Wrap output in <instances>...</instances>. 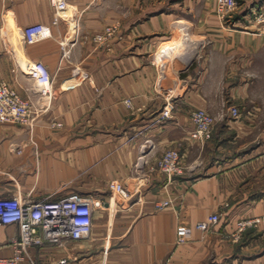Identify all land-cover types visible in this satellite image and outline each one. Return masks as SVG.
Listing matches in <instances>:
<instances>
[{
    "label": "crops",
    "instance_id": "0c3cea01",
    "mask_svg": "<svg viewBox=\"0 0 264 264\" xmlns=\"http://www.w3.org/2000/svg\"><path fill=\"white\" fill-rule=\"evenodd\" d=\"M67 5L59 17L50 0H0V83L8 81L41 111L35 133L46 192L34 195H50L70 184L69 193L94 194L104 202L95 211L91 237L54 249V260L264 264V253L242 256L257 239L237 241L231 235L237 220L264 218V195L238 194L241 184L264 193L263 137L238 156L210 164L209 174L195 180L188 175L170 180L158 165L169 148L188 157L200 146L190 137L193 110L217 113L224 105L219 96L244 99L258 93L249 71L264 60V20L250 19L255 8L247 5L236 21L244 29H234L224 26L211 0H67ZM32 24L49 26L51 36L26 43L24 30ZM110 26L118 33L109 42L94 41ZM162 49L168 51L170 66L158 89L155 61ZM37 61L51 71L52 98L42 96L24 71ZM217 101L218 109L213 106ZM164 107L172 108L171 117L159 122ZM256 122L247 116L226 124L240 136ZM17 130L0 123V174L23 170L24 158L14 149L25 132ZM147 138L154 145L143 152ZM113 181L125 183L135 196L114 204L106 196L112 194ZM9 191L14 190L0 186V194ZM164 201L170 205L157 209ZM218 212L222 221L211 231L194 229ZM180 226L193 228L182 244ZM260 230L264 234V224Z\"/></svg>",
    "mask_w": 264,
    "mask_h": 264
},
{
    "label": "built area",
    "instance_id": "2783aa9c",
    "mask_svg": "<svg viewBox=\"0 0 264 264\" xmlns=\"http://www.w3.org/2000/svg\"><path fill=\"white\" fill-rule=\"evenodd\" d=\"M220 12L232 16L240 9L239 0H215ZM59 17L67 8V0H50ZM59 17L55 22H58ZM259 21L264 20L260 14ZM116 26H110L102 34L95 36L99 43L109 42L118 32ZM51 36L50 27L45 24H32L25 28L24 38L28 44H34ZM25 73L36 83L39 92L44 97L53 96V78L49 68L41 61L26 64ZM128 107H133L127 101ZM171 108L166 107L162 120L170 117ZM41 111L35 108L32 101L23 97L8 81L0 83V123L23 127H35ZM240 115L239 109L232 113ZM191 119L195 128L191 136L195 140H207L213 130L214 119L205 110H194ZM154 145L151 138L142 144L143 152ZM17 148H15L16 150ZM20 153L22 150L19 151ZM159 169L168 177L175 179L183 174V157L178 149L165 152L159 159ZM110 189L114 197L129 201L134 193L123 182L113 181ZM94 194L70 192L36 196L33 192L19 190L0 194V264H70L68 258L54 260V249L64 248L75 241L86 240L91 237L94 229V215L98 207L103 206ZM170 205L164 201L156 205L163 209ZM220 222V214L214 213L207 219L198 222L194 229L209 232ZM259 222V220L257 221ZM256 222V223H257ZM248 224H242L243 231ZM15 227L14 233L4 230ZM193 228L180 226L178 228V244L188 241ZM240 237V236H239ZM238 238V237H237ZM6 249L11 254L3 253Z\"/></svg>",
    "mask_w": 264,
    "mask_h": 264
},
{
    "label": "rangeland",
    "instance_id": "374dc122",
    "mask_svg": "<svg viewBox=\"0 0 264 264\" xmlns=\"http://www.w3.org/2000/svg\"><path fill=\"white\" fill-rule=\"evenodd\" d=\"M213 3L217 5L215 0H211ZM240 2V9L237 13L233 14L232 16L224 15L222 12L219 13V16L222 18L224 26L226 28H234V29H244L243 25L237 24V18L243 15L242 11L246 8L247 5L250 7H254V12L251 15V20L255 21L258 20L260 14L264 15V0H239ZM219 10V9H218ZM255 13V14H254ZM256 19V20H255ZM107 28V27H106ZM105 28V29H106ZM251 29H255L256 25L249 27ZM103 30V32L105 31ZM103 32L99 33L102 34ZM97 34V35H99ZM95 41V37H94ZM168 51L166 49H162V53L156 58L158 63V78L156 79L155 86L161 89L164 86L166 78V72L168 73V66H170L169 61L166 58L169 56ZM204 54V51L202 52ZM165 60V61H163ZM255 68L250 70L249 73L251 74L252 78L256 81L257 89L255 94H252L248 98H234L230 94H225L223 96H219L220 99H224V105L222 106L223 110H220L217 113H212L206 109H195V110H205L207 111L214 119V125L212 134L209 139L207 140H195L190 135L191 139L195 142L200 143V146H195V153L193 155H189L185 157L183 153L180 151L183 157V174L182 177L188 175L192 180L197 178L205 177L209 174L208 166L215 162H223L224 160H229L232 157H236L239 153L250 149L257 145V143L264 138V60L260 62V64L254 65ZM24 71L25 67H24ZM221 97V98H220ZM127 101H130L133 105L131 99L125 100L127 105ZM214 108H220V101H217L213 104ZM132 108V107H130ZM166 107H164L165 109ZM171 108V107H170ZM260 108V111L257 110ZM157 117V121L161 122L163 111ZM172 109V108H171ZM234 109H239L240 115L235 117L232 113ZM194 111V110H193ZM192 111V112H193ZM191 112V114H192ZM172 113V112H171ZM255 118L257 125L250 131L247 135L238 136L237 130L227 125V122L231 121H238L243 120L245 118ZM171 117V115H170ZM169 117V118H170ZM166 120V119H165ZM192 120V119H191ZM193 122V121H192ZM194 124V123H193ZM10 127H15L20 130L19 133L25 132V138L22 142L14 144L16 145V150L14 149V155L21 156L24 158V162L22 165L23 170L21 169H6V172L0 174V186L8 187L12 190H19L23 193L25 192H33L35 194H42L45 193L46 189H43L44 184L43 181L46 180V176L40 173L39 167L41 159L39 156V143L36 138V124L35 127L31 130V128L23 127V126H13L7 124ZM195 128V126H194ZM240 130L239 128H237ZM251 129V128H250ZM15 131V134L16 132ZM242 132V129H241ZM154 141V140H153ZM19 145V146H18ZM13 146V145H12ZM30 149V153H27V150ZM176 148H169L165 152L169 150H173ZM22 150L20 153L19 151ZM164 152V153H165ZM159 165V161H158ZM175 177V179L177 178ZM168 178V177H167ZM111 184V183H110ZM67 185V186H66ZM70 184H64L63 188L57 190L58 194H65L69 193ZM71 187V185H70ZM238 194L242 197L251 198L254 195H264V193H258L256 191H251L246 189V185L241 184L238 186ZM132 193H136L131 190ZM136 191V190H135ZM106 196L109 200H112L114 204L117 202V197H114L111 193L106 192ZM135 196V195H134ZM113 198V199H112ZM220 214V222L222 221V213ZM227 219V218H226ZM225 219V220H226ZM259 220V222H257ZM219 222V223H220ZM257 222V223H256ZM218 223V224H219ZM248 224L243 231H240V227L242 224ZM264 218L262 217H249V218H242L236 221V225L232 231V238L237 241H249L253 239H257V242H254L253 246H250L248 251L244 253L242 256L254 258L259 254L264 253V234L260 230L263 227ZM240 236V237H239ZM238 237V238H237ZM191 238V237H190ZM190 240V239H189ZM187 242V241H186ZM185 243V242H184ZM55 258V257H54Z\"/></svg>",
    "mask_w": 264,
    "mask_h": 264
}]
</instances>
